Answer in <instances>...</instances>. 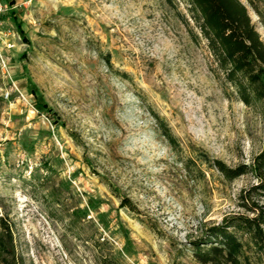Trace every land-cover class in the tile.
<instances>
[{
  "label": "rangeland",
  "instance_id": "rangeland-1",
  "mask_svg": "<svg viewBox=\"0 0 264 264\" xmlns=\"http://www.w3.org/2000/svg\"><path fill=\"white\" fill-rule=\"evenodd\" d=\"M3 3L0 210L16 262L194 264L186 240L245 213L255 178L213 162L252 163L263 106L217 79L176 0Z\"/></svg>",
  "mask_w": 264,
  "mask_h": 264
},
{
  "label": "trees",
  "instance_id": "trees-1",
  "mask_svg": "<svg viewBox=\"0 0 264 264\" xmlns=\"http://www.w3.org/2000/svg\"><path fill=\"white\" fill-rule=\"evenodd\" d=\"M176 1L184 5L197 29V33L193 32L179 15L192 40L205 42L217 79L243 104L260 103L264 108V42L247 8L240 0ZM167 2L173 5V0ZM248 3L264 28V0H248ZM164 129L163 134L171 140ZM213 167L228 181L251 173L256 184L239 195L245 213L226 216L221 223L208 225L199 236L186 240L190 259L194 264H264V205L257 203L264 198V148L250 165L228 168L215 160ZM0 264H18L13 252L11 223L1 210Z\"/></svg>",
  "mask_w": 264,
  "mask_h": 264
},
{
  "label": "built area",
  "instance_id": "built-area-1",
  "mask_svg": "<svg viewBox=\"0 0 264 264\" xmlns=\"http://www.w3.org/2000/svg\"><path fill=\"white\" fill-rule=\"evenodd\" d=\"M6 10V5L3 3V0H0V15L3 14Z\"/></svg>",
  "mask_w": 264,
  "mask_h": 264
}]
</instances>
